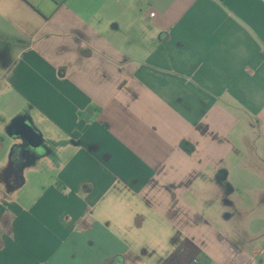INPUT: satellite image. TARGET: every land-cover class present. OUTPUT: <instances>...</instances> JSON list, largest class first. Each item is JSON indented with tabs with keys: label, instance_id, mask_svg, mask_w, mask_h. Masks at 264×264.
Returning <instances> with one entry per match:
<instances>
[{
	"label": "crops",
	"instance_id": "1",
	"mask_svg": "<svg viewBox=\"0 0 264 264\" xmlns=\"http://www.w3.org/2000/svg\"><path fill=\"white\" fill-rule=\"evenodd\" d=\"M196 259L264 264V0H0V264Z\"/></svg>",
	"mask_w": 264,
	"mask_h": 264
},
{
	"label": "rangeland",
	"instance_id": "2",
	"mask_svg": "<svg viewBox=\"0 0 264 264\" xmlns=\"http://www.w3.org/2000/svg\"><path fill=\"white\" fill-rule=\"evenodd\" d=\"M10 141H11L10 136H7L6 142L9 143ZM22 146H23V147H21L22 149L19 150V154L21 156L20 162H22L24 160V158H25L24 152L26 150L28 151L29 150L28 148L30 147L28 144H24ZM42 148H44V146H41L39 148L34 147L30 151L33 154V156L37 162H39L38 158L41 156L40 152H41ZM35 165H37V164H35ZM38 166H41V168L37 167V169L34 171L32 170L33 168L26 170V171H23V178L26 181V183L21 188V190L23 191V194L26 193V191L32 190V187L35 186V183H37L36 180L41 179V184L43 186L49 185V184H51V182L54 181V179H55L54 174L55 173L52 170L48 169L46 166H42L41 164Z\"/></svg>",
	"mask_w": 264,
	"mask_h": 264
},
{
	"label": "water",
	"instance_id": "3",
	"mask_svg": "<svg viewBox=\"0 0 264 264\" xmlns=\"http://www.w3.org/2000/svg\"><path fill=\"white\" fill-rule=\"evenodd\" d=\"M23 129H27V132H22L23 136L31 142V144L34 146H38L40 144V140L37 139V135L33 132V130L29 126L23 127ZM28 133L31 135V137H27ZM37 139V143H34V140Z\"/></svg>",
	"mask_w": 264,
	"mask_h": 264
},
{
	"label": "trees",
	"instance_id": "4",
	"mask_svg": "<svg viewBox=\"0 0 264 264\" xmlns=\"http://www.w3.org/2000/svg\"><path fill=\"white\" fill-rule=\"evenodd\" d=\"M181 147H182L184 150L188 151V152L191 151V148L188 146V143H183V144L181 145Z\"/></svg>",
	"mask_w": 264,
	"mask_h": 264
},
{
	"label": "flooded vegetation",
	"instance_id": "5",
	"mask_svg": "<svg viewBox=\"0 0 264 264\" xmlns=\"http://www.w3.org/2000/svg\"><path fill=\"white\" fill-rule=\"evenodd\" d=\"M18 166L19 165H16V167L18 168ZM19 177H20V174H17V175H12V181H16V180H18L19 179Z\"/></svg>",
	"mask_w": 264,
	"mask_h": 264
},
{
	"label": "built area",
	"instance_id": "6",
	"mask_svg": "<svg viewBox=\"0 0 264 264\" xmlns=\"http://www.w3.org/2000/svg\"><path fill=\"white\" fill-rule=\"evenodd\" d=\"M151 15L154 16L155 14L152 13ZM193 264H202V263L198 259H196V260H194Z\"/></svg>",
	"mask_w": 264,
	"mask_h": 264
}]
</instances>
